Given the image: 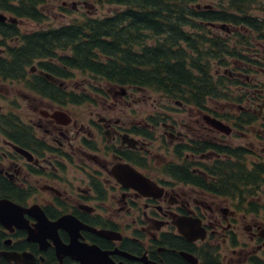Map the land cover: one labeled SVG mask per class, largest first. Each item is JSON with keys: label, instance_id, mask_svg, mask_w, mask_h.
Masks as SVG:
<instances>
[{"label": "flooded vegetation", "instance_id": "af4514ba", "mask_svg": "<svg viewBox=\"0 0 264 264\" xmlns=\"http://www.w3.org/2000/svg\"><path fill=\"white\" fill-rule=\"evenodd\" d=\"M201 1L186 5L184 48L190 70L204 39L225 45L208 60L216 96L159 92L157 105L153 88L56 57L0 77V264H264V0ZM40 11H1L17 29L0 32L7 65L48 29ZM77 73L93 90L78 92Z\"/></svg>", "mask_w": 264, "mask_h": 264}, {"label": "trees", "instance_id": "16d2710c", "mask_svg": "<svg viewBox=\"0 0 264 264\" xmlns=\"http://www.w3.org/2000/svg\"><path fill=\"white\" fill-rule=\"evenodd\" d=\"M44 1L0 0V10L19 18L37 20L38 14L41 17L38 5ZM97 1L116 4L120 9L101 18H86L24 36L20 47L10 49L15 61L12 65H7L8 57L0 56V77L6 79L12 72L20 71V66L15 63H29L31 58L56 57L68 67L119 84L134 83L153 88L170 98L187 100L199 99L200 94L203 97L217 95V83L211 76L208 60L218 58V52H228L220 40L204 39L208 51H204L206 46L204 50L194 49L204 59L198 62L200 57L195 58L192 62L194 69L187 67L190 57L184 48V42H187L184 31L186 5L199 0ZM257 2L252 0L253 5ZM231 4L228 3V9L239 8L240 4L248 6L245 0H233ZM204 16L212 18L214 14L205 13ZM247 22L255 31H261V22L257 23L255 19ZM2 30L6 36L17 31L14 26L4 28L0 23V32ZM149 39H154L155 44L148 43ZM47 88L51 89L50 86Z\"/></svg>", "mask_w": 264, "mask_h": 264}, {"label": "rangeland", "instance_id": "374dc122", "mask_svg": "<svg viewBox=\"0 0 264 264\" xmlns=\"http://www.w3.org/2000/svg\"><path fill=\"white\" fill-rule=\"evenodd\" d=\"M63 1H66L68 4L64 6L62 4ZM74 1L76 0H45L43 3H41L40 9H42L45 15L43 28H52L62 24H69L74 21H81L86 18V15L91 16V18H101L120 9V6H117L116 4L99 3L97 0H88L87 7H84L83 5L79 4L78 9H74L71 7V3H73ZM201 3H210V1L204 0L201 1ZM255 13L259 12L257 10H254L252 14ZM27 22L29 23V25L23 24L21 27L19 26V29L36 28L34 24L32 25L33 22ZM150 40L151 39L148 40V43H155L154 39L151 41ZM256 75L259 76L258 74ZM76 81L81 86L78 92H82V90L85 89L83 91L84 94L88 93L89 90H93L92 87L97 84L95 79L89 74L77 73ZM2 83H4V81H2ZM149 93L152 96H155L157 105H159V103H161L160 93L157 91H150ZM0 99V103L2 104L4 110L8 109L7 100L3 97H0Z\"/></svg>", "mask_w": 264, "mask_h": 264}, {"label": "water", "instance_id": "95a60500", "mask_svg": "<svg viewBox=\"0 0 264 264\" xmlns=\"http://www.w3.org/2000/svg\"><path fill=\"white\" fill-rule=\"evenodd\" d=\"M7 16L4 15L2 12H0V21H4L6 20ZM10 21H15L16 18H8ZM0 206H1V203H0Z\"/></svg>", "mask_w": 264, "mask_h": 264}]
</instances>
